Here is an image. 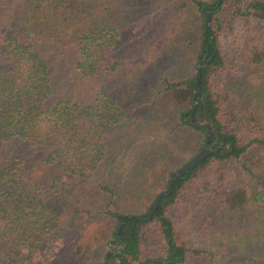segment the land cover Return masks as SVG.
<instances>
[{"label": "trees", "instance_id": "trees-1", "mask_svg": "<svg viewBox=\"0 0 264 264\" xmlns=\"http://www.w3.org/2000/svg\"><path fill=\"white\" fill-rule=\"evenodd\" d=\"M136 1L0 0V264H107L114 230L129 213L116 206L117 184L96 177L107 157L104 133L132 117L138 123L119 132L128 142L139 125L159 123L175 145L195 137L198 151L204 129L184 118L203 46L209 61L193 120L216 135L215 151L174 184L150 219L125 221L110 259L202 264L203 250L188 244L171 214L191 191L206 229L252 248L240 264H264V37H247L232 55L219 39L229 17L264 22V0H220L209 11L205 41L202 8L212 0H157L150 32L127 35ZM185 58L191 70L175 73ZM227 64L239 68L237 79L218 88L214 77ZM132 137L142 143L133 157L147 163L159 138L144 130ZM235 161L246 179L197 189L214 164ZM153 198L136 215L145 216Z\"/></svg>", "mask_w": 264, "mask_h": 264}, {"label": "rangeland", "instance_id": "rangeland-1", "mask_svg": "<svg viewBox=\"0 0 264 264\" xmlns=\"http://www.w3.org/2000/svg\"><path fill=\"white\" fill-rule=\"evenodd\" d=\"M156 1H136L138 4L136 16L134 19L131 18L124 28V32L127 35H132L136 31L145 28L147 32H150L151 25L149 20L154 16ZM0 18L6 23L4 16L0 15ZM2 21L1 23H3ZM253 35L264 37V22L244 16L229 17L219 34L221 48L225 54L232 55L244 39ZM197 60L194 62V66ZM192 63L190 59L180 60L173 71L175 73L181 72L183 69L189 71ZM237 72L239 73V68L235 66L232 68L227 64L226 69L220 70L215 75V86L223 88L227 81L233 83L237 79ZM149 90L148 88L147 92ZM131 104L123 103V108L126 109ZM137 111L140 110L136 108L134 112ZM135 123H138V121L134 118H124L122 116L115 123V129H106L103 140L106 144L105 154H107V157L101 162L96 175L98 179L104 182H115L117 184V192L114 197L116 206L124 213L129 214H139L144 211L150 199L155 197L156 192L162 189L167 178V171L175 169L187 161L197 151L196 148L199 143V140L195 137L188 138L183 135V138L179 137L175 145L167 138L168 134L165 127L158 123L148 129L147 122L137 127L135 132L131 134L132 141L128 142V137L126 135L120 136V133H123L122 131L126 125H134ZM112 129L116 132L115 136ZM141 130L159 138L158 146L155 147L153 145L149 150L154 152V155L151 156L147 163L144 160L138 161V159L134 158L135 155L138 156L137 152L141 149L142 143L135 141L132 136L135 133L139 134ZM243 135L249 136L250 132H244ZM240 166L241 164L237 161L222 166L214 164L206 175V183L198 186L197 189L214 190L216 187L232 185L246 179V175ZM141 168L145 171L143 172L144 175L140 171ZM134 172H137V175ZM247 181L250 182V178ZM196 200L190 191L187 199L172 209L171 214L178 222L179 228L188 244L203 250L201 253L204 258L202 264H240L245 261L250 255L252 248L247 243L239 245L229 244L214 236L212 232L203 226V222H205L203 214L201 216L199 213L194 214L197 209ZM209 252L213 254L212 258L209 256ZM182 264L200 263L191 257Z\"/></svg>", "mask_w": 264, "mask_h": 264}, {"label": "water", "instance_id": "water-1", "mask_svg": "<svg viewBox=\"0 0 264 264\" xmlns=\"http://www.w3.org/2000/svg\"><path fill=\"white\" fill-rule=\"evenodd\" d=\"M219 2H220V0H212L208 3H206L202 8L203 16H204L203 33H202L203 41L206 40L207 31H208L209 26H210V12L209 11L211 9H213ZM203 50L205 51V53L198 58V60L195 64L194 89H193V94H192L191 105L188 109V116L186 118H184V121L187 124H189L195 128L204 129L205 133H204V138L202 140L201 146L197 152H195L187 161H185L182 165H180L175 170V172L171 175L167 186L165 188L161 189L158 193H156V195L152 201L151 207L146 212L145 216H138L136 214H129V215L123 217L119 221L116 229L114 230L113 238L109 242V248L107 249V251L105 253V259H106L107 264H113L111 259H110V254L113 251H115L116 249H119V247L121 246V244L119 246H115L114 244H112V241H117L120 243L119 234H120V230H121L122 226L124 225L125 221L130 219V218L136 219V220H148V219H150L153 216L154 212L157 210V208L161 202V198L164 195H169L172 192L174 184L182 176H188L189 170L191 168L195 167L202 159L211 155L215 151V144L217 141L216 135H214L212 133L210 127L205 122L196 123L193 120V113H194L195 107L198 104L199 93L201 90L200 79H201V73H202V66H203V63H208V61H209L208 47L203 46ZM210 139H213V142H212L210 147H207L206 143L209 142Z\"/></svg>", "mask_w": 264, "mask_h": 264}]
</instances>
